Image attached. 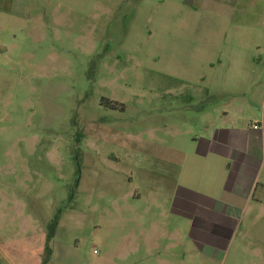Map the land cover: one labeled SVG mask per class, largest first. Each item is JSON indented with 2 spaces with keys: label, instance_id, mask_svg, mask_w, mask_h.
Returning <instances> with one entry per match:
<instances>
[{
  "label": "rangeland",
  "instance_id": "374dc122",
  "mask_svg": "<svg viewBox=\"0 0 264 264\" xmlns=\"http://www.w3.org/2000/svg\"><path fill=\"white\" fill-rule=\"evenodd\" d=\"M28 2L0 23V264L48 246L49 264H142L131 236L167 260L173 232L179 264H264L263 188L211 260L170 215L202 120L236 103L259 117L256 36L204 0Z\"/></svg>",
  "mask_w": 264,
  "mask_h": 264
},
{
  "label": "crops",
  "instance_id": "0c3cea01",
  "mask_svg": "<svg viewBox=\"0 0 264 264\" xmlns=\"http://www.w3.org/2000/svg\"><path fill=\"white\" fill-rule=\"evenodd\" d=\"M28 1L0 0V23L6 14L27 17ZM204 1L211 3L210 7L212 3L218 5L217 10L230 26L238 28V32L239 28H247L256 36L255 43L250 41L254 45L252 61L256 65L250 88L264 91V0ZM238 53L228 51L218 64L223 65V58H233ZM254 106L259 117L248 124L246 112L253 107L246 108L239 103L227 106L213 120H202L203 128L190 140L188 151L182 153L184 157L171 197L170 215L186 222L188 244L206 260H211L235 233L242 215L261 203L257 192L264 189V99L261 106ZM255 124L259 129L253 128ZM131 237L125 244L134 252H130L127 259L136 255L142 264H150L151 260L155 264H179L175 232L170 235L167 260L154 253L157 245L149 239L146 243L142 241L139 247V242ZM141 247L144 252L139 254L137 251L142 250Z\"/></svg>",
  "mask_w": 264,
  "mask_h": 264
},
{
  "label": "trees",
  "instance_id": "16d2710c",
  "mask_svg": "<svg viewBox=\"0 0 264 264\" xmlns=\"http://www.w3.org/2000/svg\"><path fill=\"white\" fill-rule=\"evenodd\" d=\"M59 217L56 218V220L54 221V223L50 226V236H49V240H52V235L56 229V226H57V221H58ZM51 257H52V249L48 246L46 248V257H45V260H44V263L43 264H49L50 260H51Z\"/></svg>",
  "mask_w": 264,
  "mask_h": 264
},
{
  "label": "built area",
  "instance_id": "2783aa9c",
  "mask_svg": "<svg viewBox=\"0 0 264 264\" xmlns=\"http://www.w3.org/2000/svg\"><path fill=\"white\" fill-rule=\"evenodd\" d=\"M254 129H259V126L257 124L254 125Z\"/></svg>",
  "mask_w": 264,
  "mask_h": 264
}]
</instances>
